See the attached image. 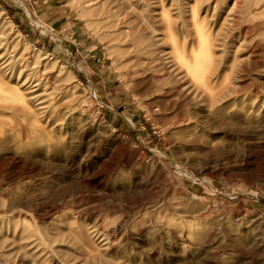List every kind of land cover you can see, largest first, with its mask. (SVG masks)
I'll return each instance as SVG.
<instances>
[{"label":"rangeland","instance_id":"obj_1","mask_svg":"<svg viewBox=\"0 0 264 264\" xmlns=\"http://www.w3.org/2000/svg\"><path fill=\"white\" fill-rule=\"evenodd\" d=\"M0 88V264H264V0H0Z\"/></svg>","mask_w":264,"mask_h":264},{"label":"bare ground","instance_id":"obj_2","mask_svg":"<svg viewBox=\"0 0 264 264\" xmlns=\"http://www.w3.org/2000/svg\"><path fill=\"white\" fill-rule=\"evenodd\" d=\"M198 34H200V32L198 31L197 32ZM203 43H205V45H204V47H207L208 46V44L205 42V41H203V40H201ZM186 64H187V67H188V71L189 72H191L192 74H194L195 75V68H194V65L193 64H190L189 62H186ZM196 64L198 65V66H205V61L203 60L202 62H199V60L196 62ZM198 66H197V68H198ZM200 80L201 81H203L202 82V93H207L209 90H211V86H212V84H213V82H214V78H213V75H209V76H207V77H203V76H200ZM2 91V88H0V92ZM207 91V92H206ZM208 94V93H207ZM20 99L22 100V101H24V98H23V96L22 95H20ZM209 102H212V101H210L209 100Z\"/></svg>","mask_w":264,"mask_h":264}]
</instances>
